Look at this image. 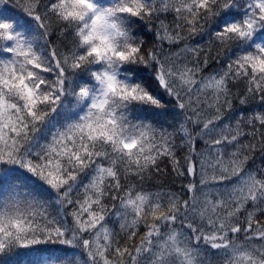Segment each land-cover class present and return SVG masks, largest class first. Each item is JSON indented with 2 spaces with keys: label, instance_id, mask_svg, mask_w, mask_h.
<instances>
[{
  "label": "snow or ice",
  "instance_id": "snow-or-ice-1",
  "mask_svg": "<svg viewBox=\"0 0 264 264\" xmlns=\"http://www.w3.org/2000/svg\"><path fill=\"white\" fill-rule=\"evenodd\" d=\"M264 0H0V264H264Z\"/></svg>",
  "mask_w": 264,
  "mask_h": 264
},
{
  "label": "trees",
  "instance_id": "trees-1",
  "mask_svg": "<svg viewBox=\"0 0 264 264\" xmlns=\"http://www.w3.org/2000/svg\"><path fill=\"white\" fill-rule=\"evenodd\" d=\"M264 161L258 160L257 163H261ZM45 256H48L47 254H45ZM50 258L48 259H52L53 257L55 258H66L69 261V264H74V257H72L71 255H69L68 257H64L62 253L56 252L53 253L51 256H49Z\"/></svg>",
  "mask_w": 264,
  "mask_h": 264
}]
</instances>
